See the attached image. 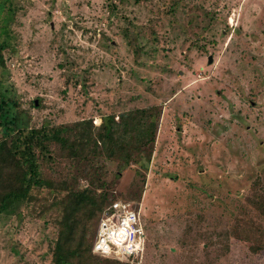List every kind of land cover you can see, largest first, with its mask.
Wrapping results in <instances>:
<instances>
[{
    "label": "rangeland",
    "instance_id": "1",
    "mask_svg": "<svg viewBox=\"0 0 264 264\" xmlns=\"http://www.w3.org/2000/svg\"><path fill=\"white\" fill-rule=\"evenodd\" d=\"M167 2L7 0L0 93L32 126L156 106L146 168L103 167L139 209L136 264H264V0ZM53 233L0 215V264H49Z\"/></svg>",
    "mask_w": 264,
    "mask_h": 264
},
{
    "label": "trees",
    "instance_id": "2",
    "mask_svg": "<svg viewBox=\"0 0 264 264\" xmlns=\"http://www.w3.org/2000/svg\"><path fill=\"white\" fill-rule=\"evenodd\" d=\"M6 2L0 0L4 14L9 10ZM181 2L169 0L166 12H174ZM4 26L0 24V35ZM3 46L0 41V65ZM158 115L156 106L150 105L132 107L116 119L112 113L101 115L96 126L90 117L32 126L27 112L0 93V215L15 212L49 223L54 230L47 243L49 264H132L91 251L104 209L112 200H126L107 191L103 167L109 161L115 175L130 165L145 169ZM60 163L62 174L44 173V168Z\"/></svg>",
    "mask_w": 264,
    "mask_h": 264
},
{
    "label": "built area",
    "instance_id": "3",
    "mask_svg": "<svg viewBox=\"0 0 264 264\" xmlns=\"http://www.w3.org/2000/svg\"><path fill=\"white\" fill-rule=\"evenodd\" d=\"M96 125L99 119L92 120ZM139 209L127 200H112L99 217L91 251L100 256L136 264L143 251Z\"/></svg>",
    "mask_w": 264,
    "mask_h": 264
},
{
    "label": "water",
    "instance_id": "4",
    "mask_svg": "<svg viewBox=\"0 0 264 264\" xmlns=\"http://www.w3.org/2000/svg\"><path fill=\"white\" fill-rule=\"evenodd\" d=\"M207 62H210V56L207 57ZM33 103H36L35 100L33 101Z\"/></svg>",
    "mask_w": 264,
    "mask_h": 264
}]
</instances>
